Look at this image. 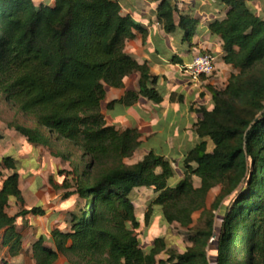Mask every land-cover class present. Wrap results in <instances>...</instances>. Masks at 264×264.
<instances>
[{
    "label": "trees",
    "instance_id": "trees-1",
    "mask_svg": "<svg viewBox=\"0 0 264 264\" xmlns=\"http://www.w3.org/2000/svg\"><path fill=\"white\" fill-rule=\"evenodd\" d=\"M251 1L221 0L225 17L209 24L222 41L223 63L236 73L224 88L211 90V109L199 108L200 140L183 158V178L170 186L167 159L148 153L137 164L124 163L138 148L139 135L107 126L101 113L105 89L123 88L133 72L139 73V90L127 91L118 103L131 105L139 95L160 100L156 77L124 53L125 41L140 28L117 0H54L38 7L33 0H0V94L35 122L32 128L7 126L32 144L52 148L53 137L65 141L87 159L74 172L85 204L70 215L69 232H52L55 249L42 238L31 245L35 264H54L59 256L67 264H212L208 248L216 210L221 222L216 248L211 245L214 264H264V19L247 6ZM156 12L165 32L179 28L185 41L195 34L197 20L178 14L169 0H161ZM2 164L14 170L11 157ZM193 176L200 179L197 188ZM141 187L156 196L137 217L130 193ZM215 187L218 194L207 209ZM11 200L23 202L16 172L0 186L1 245L15 257L22 238L15 219L42 210L9 216ZM198 211L200 225L191 227ZM153 214L187 229L189 246L179 252L159 236L144 253L137 233L151 225ZM162 253L166 258L156 259Z\"/></svg>",
    "mask_w": 264,
    "mask_h": 264
},
{
    "label": "crops",
    "instance_id": "crops-1",
    "mask_svg": "<svg viewBox=\"0 0 264 264\" xmlns=\"http://www.w3.org/2000/svg\"><path fill=\"white\" fill-rule=\"evenodd\" d=\"M33 1L37 7L54 2ZM169 1L176 5L178 14L197 20L196 32L189 41L183 39V32L179 28L165 32L156 12L161 0H117L122 13L129 15L140 28L134 29L133 38L125 41L124 53L139 65H146L150 75L156 77L153 88L160 100L153 101L139 95L131 105L118 103L127 91L139 90L140 76L138 72H133L125 78L123 88L105 89L100 109L107 126L118 131L135 130L139 135L138 148L124 159V163L137 164L148 153L161 156L171 164L173 176L169 179V185L174 186L183 178L184 156L200 140L195 133V125L201 118L199 108L211 109V90L224 88L230 74L236 73V70L223 63L222 41L209 31L211 22L225 17L227 7L221 0ZM250 6L255 15L264 19V0H253ZM178 14L174 16L175 23ZM202 52H211L215 56V72L211 76L192 80L182 67ZM0 135V186L7 176L16 172L23 200L21 204L11 200L6 213L15 216L22 210H42L40 215L29 213L15 219V228L22 237L21 252L15 257H9L7 249L2 247L5 230H0V264L3 261L8 264H35L31 245L42 238L45 246L55 249L52 232H69L70 215L77 213L85 204L76 193L74 172L80 173L87 159L79 149L65 141H56L54 137L52 148H49L29 143L5 124L0 126ZM207 146L212 147L209 142ZM5 155L13 159L14 170L4 168L2 159ZM156 172L160 170L156 169ZM192 181L195 188L199 187L198 177L193 176ZM142 193H152V198L156 196L150 189L135 188L130 193V199L136 206H139L136 195ZM135 216L141 217L138 207ZM142 230L145 234L151 227ZM211 252L215 254V251ZM54 264L67 262L63 256H59Z\"/></svg>",
    "mask_w": 264,
    "mask_h": 264
},
{
    "label": "rangeland",
    "instance_id": "rangeland-1",
    "mask_svg": "<svg viewBox=\"0 0 264 264\" xmlns=\"http://www.w3.org/2000/svg\"><path fill=\"white\" fill-rule=\"evenodd\" d=\"M53 5H54V2L48 6H53ZM250 5H251V2H247V6L250 9H252ZM9 123H13V124L15 123V124H19V125L26 126L29 128H32L35 126V122L32 120V118L29 115L21 113L15 105L6 101L4 96L0 94V126L2 124H5L7 126V124ZM1 139H2V136L0 135V140ZM0 145L2 144L0 143ZM210 145H212L211 142H209V146ZM6 157H10V155H5L4 158ZM217 189L219 188L217 187L216 190H213L211 193H208V197L206 199L207 209H209L211 203L213 202L214 198L218 194L219 190ZM152 197H153L152 193H142V194L136 195L135 200L138 199V203H139V206H136V208L138 207V210L141 212V216L147 210L149 203L153 200ZM214 215L216 218L214 234H213V238L209 241L210 247L208 248V257L212 264H214L215 262L213 257L216 256V251L213 250L214 248H216V246L212 244L215 242L216 235L218 233L219 224L221 222V215L218 214L217 210L214 212ZM199 217H200L199 211L195 212L192 215L191 227H198L200 225L198 222ZM152 218H153L152 224L149 226L151 227V230H147L145 234L143 233V230L137 233L138 239L141 243V246L143 247L144 253L146 254L148 253L147 250L152 245L153 239L159 236L163 237L166 240V242L170 245V248L175 249L179 252H181L185 247L189 246V243L186 240L187 235L189 233L187 229L182 228L178 224H175V223L171 225H167L163 223L162 220L158 218V216H155V215ZM211 251H215V254H213V252ZM160 258L165 259L166 258L165 254L162 253L156 257V259H160Z\"/></svg>",
    "mask_w": 264,
    "mask_h": 264
},
{
    "label": "built area",
    "instance_id": "built-area-1",
    "mask_svg": "<svg viewBox=\"0 0 264 264\" xmlns=\"http://www.w3.org/2000/svg\"><path fill=\"white\" fill-rule=\"evenodd\" d=\"M215 64L216 59L211 52H202L195 55L188 64L182 67V70L186 72L192 80H197L201 76H211L215 72Z\"/></svg>",
    "mask_w": 264,
    "mask_h": 264
}]
</instances>
